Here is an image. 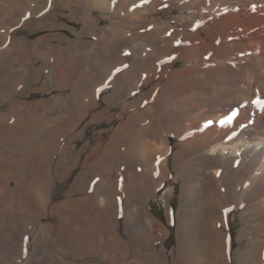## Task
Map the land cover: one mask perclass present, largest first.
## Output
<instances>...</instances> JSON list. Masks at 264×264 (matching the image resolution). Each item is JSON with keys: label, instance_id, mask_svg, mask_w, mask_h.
I'll use <instances>...</instances> for the list:
<instances>
[{"label": "bare ground", "instance_id": "6f19581e", "mask_svg": "<svg viewBox=\"0 0 264 264\" xmlns=\"http://www.w3.org/2000/svg\"><path fill=\"white\" fill-rule=\"evenodd\" d=\"M84 1L117 20L103 27L98 40L101 65L94 63V55H67L75 72L81 64L91 66L73 80L71 111L61 112L35 148L24 145L34 132L35 116L25 119L21 101L0 116L5 123L14 117V129L21 133L19 141L6 143L8 155L0 158V264H18L23 254V264H50L55 254L39 243L40 232L48 233L59 251L70 256L96 251L109 264H233L232 209L253 214L255 233L264 236V0ZM41 4L50 9L55 0H0V45L9 44L1 53L5 63L20 48L10 32L13 18L32 16ZM161 12L168 18L139 25L147 14ZM88 22L92 31L98 30L99 23ZM180 62L185 64L176 69ZM18 76L12 72L9 78L13 88ZM56 77L63 86L71 70L62 68ZM110 89L113 94L103 100L117 106L118 119L131 110L130 119L150 121L140 128L132 120L118 125L87 158L77 185L66 186V200L57 203L50 189L65 184L73 169L60 162L50 168L49 160L61 147L68 150L74 132L102 106L101 97ZM131 97L139 99L130 102ZM107 111L93 114L87 125L111 122L114 117ZM171 136L181 144L173 158L182 189L178 245L169 258L171 231L148 206L173 174ZM91 176L95 181H89L86 196L80 186ZM176 193L175 187L164 195L171 224ZM38 213L43 222L31 223ZM253 260L264 264V240L240 254L239 264Z\"/></svg>", "mask_w": 264, "mask_h": 264}, {"label": "rangeland", "instance_id": "374dc122", "mask_svg": "<svg viewBox=\"0 0 264 264\" xmlns=\"http://www.w3.org/2000/svg\"><path fill=\"white\" fill-rule=\"evenodd\" d=\"M66 2H68L69 7H67ZM43 5L41 4L34 11L32 16L27 17V16L20 15V16L13 18V23H12L13 25H11L10 32H11L12 38L16 40L17 45L20 47L17 53V57L15 56V58H12L8 63H5L2 60L3 56H1V53H3L5 49L6 50L8 49L9 44L2 43L0 45V59H1L0 60V65H1L0 66L1 67L0 69V85H1L0 86L1 88L0 89V116L9 113V111L13 108L15 101L17 100V101H21L24 104L23 106L24 108L21 110V112L23 111L22 113L24 114V117L27 121L31 120L33 116L37 117V118L34 117L32 119L33 121L35 120L33 124V128H32V131L34 132L32 136L29 139H27L24 143V145H29L30 146V147L28 146L29 148H33V147L35 148V146L38 147L39 145L38 141H40V138H42L43 136L47 135L50 132L51 127L54 126L55 122H57L58 120L57 117H60L61 112L65 111L66 113L69 110L71 111V108L73 107V104H71V102L75 97L74 90H73L74 88L73 80L75 79V77L81 76L82 75L81 72L91 67V66L83 67V64H81L82 69L79 72H75L73 69V66L67 61L68 57L71 55L72 52H75L76 54H79L82 52L88 57L89 56L92 57L94 55L92 57L94 60V63L96 65L98 64L101 65L103 61L102 60L103 57L101 56L100 53H98L97 45L98 43H100L99 41L101 40V36L103 34L102 33L103 27L105 28L109 24H111L112 21L117 20L116 16L105 18V14H106L105 11H102L100 9L94 10L96 8H89L88 6L86 7L84 0H55V5L53 6V8H50V9H46L45 6ZM159 18H163V19L168 18L167 12H161L158 14H150V15L147 14L144 17V20L139 25L141 27H145ZM187 18L192 19L193 18L192 14L187 12ZM88 19L92 20V22L99 23L97 31H92V28H91L92 26L88 22ZM132 25L134 26V24ZM0 33L2 34V30H0ZM68 40L71 41L73 45L75 46L72 50L67 48L69 47V44H67V42L65 41H68ZM90 43L91 45L93 43V45L90 46ZM5 45L7 46L5 47ZM18 54L20 55L21 60ZM117 54L118 53L115 52L113 56H117ZM21 63L23 64L21 65ZM184 64L185 62L178 63L176 69L183 67ZM24 65L26 66L24 67ZM118 67L119 65H117L116 63L113 67L114 68L113 71H115L114 75L119 74V72L117 71ZM62 68L71 70V75H72L71 80L68 83L64 84L63 86L60 84V82L58 81V78L56 77V72H58ZM14 69L15 71H13ZM12 72H16L17 76L20 75V77L18 76V78L21 80L17 82L16 86L14 85V88L11 85V82H10L11 79L9 80V78L12 75ZM153 84L147 87V89L145 88V92H150L152 90ZM9 85L12 89L9 88ZM113 92L114 90L110 89L106 91L105 93H103L101 100H100L102 106L99 107L100 109L98 108L99 110L97 109L98 111L97 110L93 111L91 116L88 118V121H90L93 114H98L103 110V108H107L108 110L107 114L113 115L114 117L112 121L102 122L101 124L103 125L100 124L102 127L99 125V123H91L87 125L88 121H86L85 123L82 124L83 126L81 125L80 128L78 127L77 130L74 132V134H76V137L68 144L69 145L68 150L63 152L62 149L64 147L63 148L61 147V151L58 154L54 152V154L51 156L49 160L50 168H51V165L55 164L56 162H57L56 164L60 162L64 165V167L66 166L69 168L70 166V168L73 169L71 175L68 177V180L65 182V184L60 183L59 186L57 185L58 187L55 186L50 189V197H52V199L54 198L57 201V203H62L66 200V196H63L66 190V186L77 185L76 181L79 175L81 174V172L83 171L82 169H84L83 166L85 164V161L88 160L87 158H89V156L92 154V152H94L95 148H97V146L102 140H104L105 138L106 139L109 138L115 132V130L119 127L118 125L121 126V123L123 125V123H127L130 120H132V122H135V124L138 123L136 124L137 127L135 128H140L142 124L148 125L150 120L148 121L145 120L144 123L142 122L140 123L139 122L140 119L136 120L135 117L130 119L131 114H132L131 110L124 115L125 117H123L122 119H118L119 117L117 115V106L115 104L107 105L106 102L103 100L105 96L112 95ZM14 94L16 95L13 96ZM138 99L139 97H131L129 101L135 102ZM52 107H56V109H54L55 111L53 110ZM38 115H40V117H38ZM115 116L117 118H115ZM14 124H15L14 117L12 119H9L6 123L2 121L0 122V158H5L8 155L6 143H12V142H16L20 140L21 133L19 130L14 129V126H13ZM112 128H113V131H112ZM81 129L82 130L84 129L83 134H82ZM106 129H108V132L104 134H101L99 132L101 130H106ZM170 138H171L170 140H171V147H172V153L170 155L171 157L170 167L173 171V174L171 178L169 179L167 185L161 191L160 196H158L155 199L154 198L151 199L150 205L148 206V209L150 210L151 214L156 219V221L166 226L171 231V236L166 244V247H167L166 252L169 258L171 256L170 253H172L173 250L178 245L177 220L179 218L178 213H179L180 195H181V189H182L181 183L178 182V176L175 170L176 163H174V158H173L174 154L181 149V144L178 138L172 137V136ZM3 147L5 148V150H3L4 149ZM28 147L25 146V148L27 149ZM77 161H78V164L75 166V163ZM93 178L94 177L92 176L89 177L87 181L81 184L82 186H80L82 193H84V195L86 196L90 194V187H91L90 182L92 184L93 181H95V179ZM175 187L177 188L178 194L176 193L175 198H173L171 202H172L173 213L175 215L176 221L174 222V224H171L169 217L167 215L168 211H167L166 205H168V202L165 200L164 195ZM246 215L247 214H245L242 208H239V209L235 208V209H232L231 211L230 222H231V234H232V241H233V248H232L233 249L232 250L233 264H239L240 254H243L244 252L248 250L250 251L254 249L255 247L261 244V241L264 240V236L260 235L258 237V235L255 233V230L258 229L257 228L258 222L256 219H254L255 216L253 214H248L247 216ZM37 222L39 223L43 222V215L41 213L36 214L35 217H32L31 219V223L37 224ZM23 232H25L24 227L21 229V233ZM239 237L241 238V240L238 239ZM38 240L42 246L46 247L47 249L51 248L50 250L54 251L55 258L53 259L55 260L52 259L50 264L51 263L52 264H59V263L60 264H70L71 262H72L71 264H109L108 262L104 261L102 257H98L101 255L99 253L97 254L96 251H95L96 253L91 252L92 254L91 253L87 254L86 252V253H83L84 254L83 255L81 252V254L78 253V255H71V256L67 253H64V251L63 252L61 250L59 251L55 243L50 240L48 233L40 232L38 234ZM12 257H10L9 255L8 259ZM21 257L25 259V254H23V256ZM23 259L20 260L19 258L18 264H23L22 263ZM249 264H255V261L253 260L251 261V263L249 262Z\"/></svg>", "mask_w": 264, "mask_h": 264}]
</instances>
